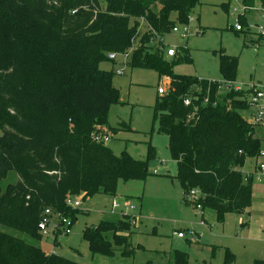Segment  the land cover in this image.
Returning a JSON list of instances; mask_svg holds the SVG:
<instances>
[{
    "label": "trees",
    "instance_id": "trees-1",
    "mask_svg": "<svg viewBox=\"0 0 264 264\" xmlns=\"http://www.w3.org/2000/svg\"><path fill=\"white\" fill-rule=\"evenodd\" d=\"M256 1L264 5L242 0L245 6ZM199 2L0 0V264H80L44 251L38 225L44 210L76 221L80 210L67 205L69 195H116L120 180L150 174L149 162L156 158L151 144L147 158L139 160L127 152L116 155L93 138L104 134L110 104L120 102L114 71L101 67L115 61L112 52L129 56L133 67L171 78L172 90L154 104V121L169 137L184 199L190 202L189 192L198 190L202 210L212 209L218 221L228 213H249L254 179L246 180L243 167L249 158H262L264 138L257 133L260 125L241 114L251 108L248 93L221 94L217 80L174 73L178 61L192 62L186 47L177 48L176 55L184 53L180 58L164 57L161 37L188 24ZM248 34V46L263 42ZM239 60L221 51L222 79L236 80ZM12 171L18 180L2 189ZM133 226L126 214L87 227L84 238L93 254L114 255L115 245L128 254ZM170 264H189V253L176 249Z\"/></svg>",
    "mask_w": 264,
    "mask_h": 264
},
{
    "label": "rangeland",
    "instance_id": "rangeland-1",
    "mask_svg": "<svg viewBox=\"0 0 264 264\" xmlns=\"http://www.w3.org/2000/svg\"><path fill=\"white\" fill-rule=\"evenodd\" d=\"M255 5L254 9L245 12L242 0H200L187 24L189 34L184 37L172 30L164 36V57L168 61L184 55L181 51L180 55L169 56L171 47H186L192 58V62L178 61L173 72L223 80L220 53L225 51L229 55L240 56L238 83H264V41L248 46L244 37L248 34L245 25L257 26L264 22L258 11L259 3ZM239 19L244 30L237 32L235 24ZM140 25L141 30L146 29L143 20H140ZM178 28H183V25L178 24ZM248 35L255 41L258 39L257 35ZM101 67L114 71L113 86L118 89L120 99V102L110 104L107 114L103 129L111 138L107 145L116 155L127 152L144 160L151 144L156 158L150 160V174L145 180H120L116 195L99 193L81 197L72 233L55 235L50 231L43 235L40 243L44 251L60 254L80 264H170L176 249L189 253V264H256V260L264 261V233L256 235L252 231L258 228L257 225L251 224V229L242 227L240 216L234 213H228L223 221H218L212 209H195L192 201L184 199V191L176 179L177 162L169 150V137L159 132V120L154 121L158 87L164 84L166 76L152 68L133 67L130 57L121 53L114 62L102 63ZM118 69H123L125 74H116ZM241 114L246 118L252 115L246 110ZM123 122L129 125L128 129L123 128ZM254 164V159L250 158L243 171L251 169ZM17 180V174L10 172L1 182L2 189ZM114 198L123 204L120 210L137 216L136 226L130 235L128 250L131 251L123 254L124 247L115 245L114 255L93 254L84 238L85 229L98 225L102 220L118 222L123 219L119 210H112ZM244 218L247 221L246 215ZM183 230L186 237H178L176 232ZM190 232L195 233L196 240H191ZM108 237L112 239V234L109 233Z\"/></svg>",
    "mask_w": 264,
    "mask_h": 264
},
{
    "label": "built area",
    "instance_id": "built-area-1",
    "mask_svg": "<svg viewBox=\"0 0 264 264\" xmlns=\"http://www.w3.org/2000/svg\"><path fill=\"white\" fill-rule=\"evenodd\" d=\"M254 7L252 6H245L243 10L247 12L248 10H252ZM259 12L261 14V17L264 21V5L260 4V9ZM191 19V17H190ZM235 29L238 31H243L244 26L241 23V20L239 19L236 24H235ZM245 29L247 31L251 32L250 34H255L258 37H262L264 41V22L257 24V26H254L253 24H250L247 26L245 25ZM173 32H179L181 33L184 37H186L190 30L187 27V24L183 25V28H178V25H176L173 29ZM162 44H164V37H161ZM177 52V48L171 47L168 50V55L169 56H174ZM109 58L112 60H115L118 56L116 52L109 53ZM116 74L118 75H123L124 70L123 69H118L116 70ZM218 81V89L219 93H228L231 91H246L248 93V99L251 104L252 115L251 118H249V122H251L254 125H260L264 126V83L261 82H256V81H250L249 83H238L236 80H217ZM171 87L167 86L166 84H162L158 87V94L159 95H166L171 91ZM209 93L210 89L208 92H206V96H204V99L202 101L203 105H207L209 103ZM185 104L190 105L191 104V98H186ZM101 133H95L93 135V138L98 141V142H103L107 144L109 140L111 139L109 136H106ZM261 157H264V150L261 151ZM157 171V170H155ZM252 177L254 180L257 181H264V160H262L259 163L258 169L254 171V173H247L245 174L246 180L248 178ZM200 192L198 190H191L188 194V199L192 202H197V209L202 210V205L199 203L200 200ZM81 195H69L66 199V203L68 206L74 209H79L81 206ZM123 204L120 203L117 199H114L112 202V210L117 211L119 210L122 215H126L128 212L127 210H120L122 209ZM125 209H128V206H125ZM130 209L135 210L134 206H130ZM132 217V223L134 226H136L137 223V216L134 215L133 213L130 214ZM39 229L42 233V235L48 234L50 231L54 233L55 235L57 234H63V235H68L72 233L73 227L75 225V221L73 220L72 217L67 216L66 214H63L61 212H56L50 208H47L44 210L43 215L41 217V220L39 222ZM176 235L178 237L184 238L186 237L187 233L185 231H177ZM188 235L191 237V240H196L197 236L195 235L194 232L188 233Z\"/></svg>",
    "mask_w": 264,
    "mask_h": 264
},
{
    "label": "crops",
    "instance_id": "crops-1",
    "mask_svg": "<svg viewBox=\"0 0 264 264\" xmlns=\"http://www.w3.org/2000/svg\"><path fill=\"white\" fill-rule=\"evenodd\" d=\"M257 3H259V7H260V2L259 1H256ZM256 4V3H255ZM244 5V4H243ZM256 5L252 6L255 8ZM250 11V10H248ZM259 11V10H258ZM173 57V56H172ZM116 60V59H115ZM125 74V73H124ZM123 74V75H124ZM221 80V79H220ZM170 82V84H169ZM166 83L167 86H170L172 85V82H171V78L166 76L165 78V82L164 84ZM169 85H168V84ZM248 113L252 114V109H247L246 110ZM243 115V114H242ZM244 116V115H243ZM245 117V116H244ZM246 118V117H245ZM248 121H249V118H246ZM257 133L258 135L261 137L264 138V126H259V128H257ZM250 159V158H249ZM248 159V160H249ZM251 159H254V166L247 170V171H243L244 174H247V173H254V171H256L258 169V166H259V163L262 161V158H259V159H256V158H251ZM247 160V161H248ZM115 199V198H114ZM239 215V221H240V225L242 227L244 226H247L250 228L251 224L253 225H257L258 228H256L255 230H252L254 231V233L256 235H260L261 232L264 233V181H257V180H254V183H253V202H252V206L250 207L249 209V213L247 214H237ZM247 216V221L246 219L244 218V216ZM243 216V217H242ZM256 227V226H255ZM184 231V230H183ZM251 231V232H252ZM181 238V237H180Z\"/></svg>",
    "mask_w": 264,
    "mask_h": 264
}]
</instances>
